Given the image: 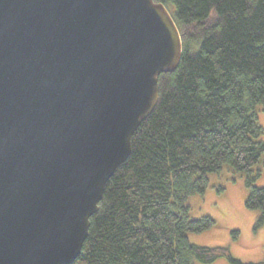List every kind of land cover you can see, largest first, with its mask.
<instances>
[{
    "label": "water",
    "instance_id": "95a60500",
    "mask_svg": "<svg viewBox=\"0 0 264 264\" xmlns=\"http://www.w3.org/2000/svg\"><path fill=\"white\" fill-rule=\"evenodd\" d=\"M183 39L156 0H0V264H73Z\"/></svg>",
    "mask_w": 264,
    "mask_h": 264
},
{
    "label": "trees",
    "instance_id": "16d2710c",
    "mask_svg": "<svg viewBox=\"0 0 264 264\" xmlns=\"http://www.w3.org/2000/svg\"><path fill=\"white\" fill-rule=\"evenodd\" d=\"M156 1L173 10L182 58L160 75L158 104L108 181L73 264H264L191 243L189 233L218 224L193 220L187 204L229 166L246 174V206L262 211L264 224V186H255L261 170H254L264 159L256 113L264 104V0Z\"/></svg>",
    "mask_w": 264,
    "mask_h": 264
},
{
    "label": "rangeland",
    "instance_id": "374dc122",
    "mask_svg": "<svg viewBox=\"0 0 264 264\" xmlns=\"http://www.w3.org/2000/svg\"><path fill=\"white\" fill-rule=\"evenodd\" d=\"M256 113L264 129V104L256 108ZM254 170H261L255 186L263 187L264 159ZM209 178L210 185L207 191L204 194L190 196L187 204L193 220L211 217L218 226L203 233H189L190 242L210 247L226 246L243 262L264 261V224L260 223L263 212L248 209L246 206L250 193L246 174L234 172L229 166H225L219 174H210ZM233 232H239L238 239ZM212 264L229 263L225 259H218Z\"/></svg>",
    "mask_w": 264,
    "mask_h": 264
}]
</instances>
